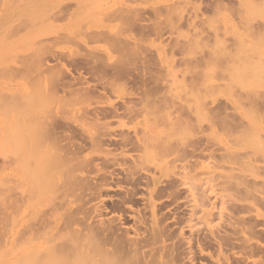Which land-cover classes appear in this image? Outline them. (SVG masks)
Instances as JSON below:
<instances>
[{"label": "rangeland", "instance_id": "1", "mask_svg": "<svg viewBox=\"0 0 264 264\" xmlns=\"http://www.w3.org/2000/svg\"><path fill=\"white\" fill-rule=\"evenodd\" d=\"M133 242L264 264V0H0V264Z\"/></svg>", "mask_w": 264, "mask_h": 264}, {"label": "bare ground", "instance_id": "2", "mask_svg": "<svg viewBox=\"0 0 264 264\" xmlns=\"http://www.w3.org/2000/svg\"><path fill=\"white\" fill-rule=\"evenodd\" d=\"M68 10H69V9H68ZM64 13H65V12H64ZM55 15H56V14H55ZM57 15H58V14H57ZM62 16H63V15H62ZM56 17H57V16H56ZM188 20H189V19H188ZM186 22H188V21H186ZM138 26H139V25H138ZM142 26H143V25H142ZM143 28H144V27H143ZM139 29H140V28H139ZM139 29H138V30H139ZM150 29H151V28H150ZM136 30H137V29H136ZM151 31H152V29H151ZM137 33H138V32H137ZM145 33H146V32H145ZM150 33H151V32H150ZM138 34H140V33H138ZM146 34L148 35V33H146ZM99 35H100V34H99ZM140 35H141V34H140ZM143 35H144V34H143ZM156 35H157V34H156ZM93 38H94V37H93ZM106 38H108V37H106ZM97 39H98V38H97ZM108 39H109V38H108ZM111 39H112V38H111ZM115 39H116V38H115ZM56 40H57V39H56ZM88 40H89V39H88ZM92 40H93V39H92ZM98 40H99V39H98ZM117 40H118V39H117ZM106 41H107V40H106ZM111 41H112V40H111ZM108 42H109V41H108ZM113 42H115V41H113ZM117 42H118V41H117ZM120 42H121V41H120ZM112 44H114V43H112ZM118 44H119V43H118ZM115 45H116V44H115ZM51 55H53V54H51ZM56 56H58V55H55V57H56ZM143 56H144V55H143ZM143 56H142V57H143ZM147 56H148V55H147ZM61 58H62V57H61ZM73 58H74V56H73ZM139 58H140V57H139ZM56 59H57V58H56ZM79 59H80V58H79ZM82 59H83V58H82ZM86 59H88V58H86ZM148 59H149V57H148ZM53 60H54V59H53ZM60 60H61V59H60ZM71 60H72V59H71ZM61 61H62V60H61ZM68 61H69V60H68ZM79 61H80V60H79ZM90 61H91V60H90ZM45 62H46V61H45ZM64 62H65V61H64ZM95 62H96V60H95ZM74 63L76 64L77 62L74 61ZM84 63H86V61H85ZM91 63H92V62H91ZM91 63H90V64H91ZM48 64H49V63H48ZM67 64H68V63H67ZM49 65H50V64H49ZM56 65H58V64H56ZM59 65H60V64H59ZM59 65H58V66H59ZM61 65H62V64H61ZM70 65H71V64H70ZM84 65H85V64H84ZM68 66H69V64H68ZM78 66H79V63H78ZM87 66H88V65H87ZM89 66H90V65H89ZM89 66H88V68H89ZM113 66H114V65H113ZM53 67H54V66H53ZM73 67H75V66H73ZM76 67H77V66H76ZM81 67H82V66H81ZM81 67H80V68H81ZM91 67H92V66H91ZM114 67H115V66H114ZM116 67H117V65H116ZM105 68H107V67H105ZM51 69H52V68H51ZM55 69H56V68H55ZM62 69H64V68H62ZM115 69H116V68H115ZM72 70H73V69H72ZM76 70H77V69H76ZM104 70H105V69H104ZM109 70H110V69H109ZM91 71H92V70H90V72H91ZM107 71H108V70H107ZM117 71H118V70H117ZM119 71H120V69H119ZM119 71H118V72H119ZM55 72H56V71H55ZM66 72H67V71H66ZM68 72H69V71H68ZM59 73H60V71H59ZM64 73H65V72H64ZM74 73H75V71H74ZM115 73H116V71H115ZM57 74H58V73H57ZM57 74H56V77H57ZM60 74L63 75V73H60ZM111 74H112L113 76L115 75V74H113V73H111ZM77 75H78V73H77ZM104 75H105V74H104ZM109 76H110V75H109ZM58 77H59V76H58ZM60 77H61V75H60ZM60 77H59V78H60ZM69 77H70V76H69ZM104 77H105V76H104ZM106 77H107V76H106ZM106 77H105V78H106ZM114 77H115V76H114ZM114 77H113V78H114ZM71 78L74 79V77H71ZM80 78H82V77H80ZM73 79H71V80H73ZM76 79H77V78H76ZM114 79H115V78H114ZM154 79H155V78H154ZM58 80H59V79H58ZM60 80H62V79H60ZM106 80H107V79H106ZM109 80H110V79H109ZM66 81H68V80H66ZM82 81H83V80H82ZM152 81H153V80H152ZM75 82H76V81H75ZM85 82H86V81H85ZM108 82H109V81H108ZM153 82H154V81H153ZM110 83H111V82H110ZM110 83H109V86H110ZM151 83H152V82H151ZM71 84H72V83H71ZM74 84H77V82L74 83ZM82 84H83V82H82ZM113 84H114V81H113ZM77 85H78V84H77ZM80 85H81V84H80ZM107 85H108V84H107ZM56 86H57V84H56ZM68 86H69V85H68ZM72 86H74V85H72ZM72 86H71V87H72ZM103 86H104V85H103ZM103 86H102V87H103ZM105 86H106V85H105ZM83 87H84V86H83ZM145 87H146V86H145ZM150 87H151V86H150ZM66 88H68V87H66ZM66 88H65V89H66ZM77 88H78V86H77ZM81 88H82V87H81ZM86 88H87V87H86ZM69 89H70V88H69ZM75 89H76V88H75ZM79 89H80V88H79ZM83 89H85V88H83ZM83 89H82V90H83ZM89 89H90V88H89ZM102 89H104V88H102ZM155 89H156V88H155ZM62 90H63V89H62ZM73 90H74V89H73ZM151 90H152V89H151ZM75 91H76V90H75ZM158 91H159V90H158ZM67 92H68V91H67ZM71 92H72V90H71ZM73 92H74V91H73ZM79 92H80V91H78V93H79ZM82 92H83V91H82ZM86 92H87V90H86ZM88 92H89V91H88ZM76 93H77V92H76ZM84 93H85V91H84ZM79 94H81V93H79ZM91 94H92V93H91ZM85 95L87 96L88 94L85 93ZM78 96H79V95H78ZM89 96H90V95H89ZM79 97H80V96H79ZM87 97H88V96H87ZM172 103H173V102H172ZM110 107H112V106H110ZM112 108H113V107H112ZM128 108H129V107H128ZM113 109H114V108H113ZM131 109H132V108H131ZM134 109H135V108H134ZM117 110H118V109H117ZM117 110H116V111H117ZM126 110H127V109H126ZM106 111H108V110H106ZM112 111H113V110H112ZM135 111H136V110H135ZM90 112H92V110H91ZM90 112H88V113H90ZM101 112H102V111H101ZM104 112H105V111H104ZM127 112H128V111H127ZM88 113H87V114H88ZM106 113H107V112H106ZM110 113H111V111H110ZM112 113H114V112H112ZM136 113H137V112H136ZM92 114H93V113H92ZM108 114H109V112H108ZM126 114H127V113H126ZM94 115H95V114H94ZM106 115H107V114H106ZM113 115H116V114L114 113ZM117 115H118V114H117ZM128 115H130V114H128ZM96 116H97V114H96ZM126 116H127V115H126ZM135 116H136V115H135ZM102 117H103V116H102ZM104 117H105V116H104ZM112 117H113V116H112ZM112 117H111V118H112ZM117 117H118V116H117ZM121 117H122V116H121ZM128 117H129V116H128ZM82 118H83V117H82ZM105 118H106V117H105ZM129 118H130V117H129ZM129 118H128V119H129ZM132 118H133V117H132ZM60 119H61V118H60ZM85 119H86V117H85ZM87 119H88V116H87ZM90 119H91V117H90ZM96 119H97V118H96ZM103 119H104V118H103ZM106 119H108V118H106ZM130 119H131V118H130ZM98 120H99V119H98ZM57 121H58V120H57ZM87 121H88V120H87ZM91 121H92V120H91ZM93 121H94V120H93ZM66 123H67V122H66ZM59 124H60V123H59ZM97 124H98V123H97ZM105 124H106V123H105ZM62 125H63V124H62ZM87 125H88V124H87ZM94 125H95V124H94ZM103 125H104V124H103ZM72 126H73V125H72ZM97 126H98V125H97ZM101 126H102V125H101ZM58 127H59V126H58ZM65 127H66V126H65ZM90 127H91V126H90ZM102 128H103V127H102ZM102 128H101V129H102ZM55 129H56V128H55ZM67 129H69V128H67ZM70 129H71V128H70ZM57 130H58V129H57ZM73 130H74V129H73ZM49 131H50V130H49ZM84 131H85V130H84ZM84 131H83V132H84ZM53 133H54V132H53ZM77 133H78V132H77ZM93 133H94V132H93ZM95 134H96V133H95ZM69 135H70V134H69ZM101 135H102V134H101ZM114 135H115V134H114ZM92 136H93V135H92ZM128 136H129V135H128ZM64 137H65V136H64ZM70 137H71V135H70ZM99 137H100V136H99ZM122 137H123V136H122ZM156 137H157V136H156ZM71 138H72V137H71ZM71 138H70V139H71ZM74 138H75V137H74ZM115 138H116V137H115ZM124 138H125V137H124ZM103 139H104V138H103ZM120 139H121V138H120ZM137 139H138V138H137ZM79 140H80V139H79ZM81 140H82V139H81ZM97 140H98V139H97ZM106 140H107V139H106ZM147 140H148V139H147ZM156 140H157V139H156ZM104 141H105V140H104ZM110 141H111V140H110ZM122 141H123V140H122ZM126 141H128V140H126ZM140 141H141V140H140ZM158 141H159V140H158ZM99 142H100V141H99ZM101 142H103V141H101ZM129 142H131V141H129ZM79 143H80V142H79ZM89 143H90V142H89ZM93 143H94V142H93ZM112 143H113V142H112ZM161 143H162V142H161ZM65 144H66V143H65ZM80 144H81V143H80ZM82 144H83V143H82ZM101 144H102V143H101ZM106 144H107V143H106ZM114 144H115V143H114ZM117 144H118V143H117ZM120 144H121V143H120ZM126 144H127V143H126ZM156 144H157V143H156ZM74 145H75V144H74ZM110 145H111V144H110ZM110 145H109V146H110ZM112 145H113V144H112ZM122 145H123V144H122ZM124 145H125V144H124ZM132 145H133V144H132ZM162 145H163V144H162ZM64 146H65V145H64ZM76 146H77V145H76ZM105 146H106V145H105ZM116 146H118V145H116ZM135 146H136V144H135ZM158 146H159V145H158ZM66 147H67V146H65V147H63V148H66ZM69 147H70V146H69ZM120 147H121V146H120ZM126 147H127V146H126ZM79 148H80V147H79ZM96 148H97V147H96ZM111 148H112V147H111ZM130 148H132V147H130ZM133 148H134V147H133ZM135 148H136V147H135ZM145 148H146V147H145ZM76 149H77V148H76ZM109 149H110V148H109ZM120 149H121V148H120ZM138 149H139V148H138ZM164 149H165V148H164ZM59 150H60V149H59ZM63 150H64V149H63ZM65 150H66V149H65ZM70 150H71V149H70ZM80 151H81V150H80ZM109 151H110V150H109ZM62 152H63V151H62ZM64 152H65V151H64ZM73 152H74V150H73ZM78 152H79V151L77 150V153H78ZM99 152H100V151H99ZM104 152H106V151H104ZM104 152H103V153H104ZM110 152H111V151H110ZM120 152H122V151H120ZM66 154H67V156H68V152H67ZM65 156H66V155H65ZM76 156H77V155H76ZM107 156H108V155H107ZM107 156H106V157H107ZM64 158H65V157H64ZM97 158H98V157H97ZM101 159H102V158H101ZM113 159H114V158H113ZM58 160H59V159H58ZM102 160H103V159H102ZM107 160H108V159H107ZM107 160H106V161H107ZM116 160H117V159H116ZM67 161H68V160H67ZM70 161H71V160H70ZM72 161H73V160H72ZM91 161H92V160H91ZM91 161H90V162H91ZM122 161H123V160H122ZM111 162H112V161H111ZM116 162H117V161H116ZM116 162H115V163H116ZM91 164H92V163H91ZM84 165H85V164H84ZM85 166H86V165H85ZM114 166H115V165H114ZM86 167H87V166H86ZM112 167H113V166H112ZM97 169H99V168H97ZM97 169H96V170H97ZM113 169H114V167H113ZM114 170H115V169H114ZM94 172H95V171H94ZM101 172H102V171H101ZM112 172H113V171H112ZM114 173H115V172H114ZM89 174H90V173H89ZM106 174H107V173H106ZM108 175H109V174H108ZM115 175H117V174H115ZM127 176H128V175H127ZM93 178H94V177H93ZM99 178H100V177H99ZM109 178H111V177H108V179H109ZM97 179H98V178H97ZM103 180H104V179H103ZM113 180H114V179H113ZM115 180H116V179H115ZM120 180H121V179H120ZM124 180H125V179H124ZM127 180H128V179H127ZM96 181H97V180H96ZM117 181H118V180H117ZM117 181H116V182H117ZM125 181H126V180H125ZM134 181H135V180H134ZM137 181H138V180H137ZM139 181H141V180H139ZM142 181H143V180H142ZM129 182H130V180H129ZM132 182H133V181H132ZM132 182H131V183H132ZM88 183H89V182H88ZM101 183H102V182H101ZM105 183H106V182H105ZM125 183H126V182H125ZM133 183H134V182H133ZM139 183H140V182H139ZM142 183H143V182H142ZM146 183H147V182H146ZM94 184H95V183H94ZM96 184H97V183H96ZM102 185H103V184H102ZM104 185H105V184H104ZM107 185H109V184H107ZM111 185H112V184H111ZM132 185H133V184H132ZM137 185H138V184H137ZM143 185H144V184H143ZM93 187H94V186H93ZM96 187H97V186H96ZM103 187H104V186H103ZM107 187H108V186H107ZM115 187H116V186H115ZM133 187H135V186H133ZM98 188H99V187H98ZM96 189H97V188H96ZM92 190H93V189H92ZM106 190H107V189H106ZM95 191H96V190H95ZM98 191H99V190H98ZM98 191H97V192H98ZM131 192H132V191H131ZM129 194H130V193H129ZM128 198H129V196H128ZM128 198H127V202H128ZM125 199H126V198H125ZM130 199H131V198H130ZM124 201H126V200H124ZM129 202H130V200H129ZM95 208H96V207H95ZM91 210H92V208H91ZM96 210H98V209H96ZM88 211H89V210H88ZM93 211H95V210H92V212H93ZM81 212H82V211H81ZM96 212H99V211H96ZM100 213H101V212H100ZM84 214H85V212H84ZM97 214H98V213H97ZM95 215H96V214H95ZM98 215H99V214H98ZM91 216H92V215H91ZM91 216H89V217H91ZM100 216H101V214H100ZM96 217H97V216H96ZM91 219H92V218H91ZM100 219H101V218H100ZM101 220H102V219H101ZM98 221H99V220H98ZM102 221H103V220H102ZM102 221H101V222H102ZM103 223H104V222H103ZM103 223H102V224H103ZM42 224H43V223H42ZM44 224H45V223H44ZM94 224H95V223H94ZM102 224H101V225H102ZM89 225H90V224H89ZM96 225H97V224H96ZM94 227H96V226H94ZM103 227L105 228V225H103ZM108 227H110V228H107V227H106V228H105L106 230L103 228L104 232L106 231L105 233L108 232L109 234H108V233H107L108 235H103V234H102L103 237L105 236V237L103 238V241H101L102 244H106L107 242L109 243V241H110L111 239H113V238H112V237H113L112 234L114 235L115 230H116V229L114 230V227L116 228V226H114V227L112 226V227H113V228H112L111 226L108 225ZM118 227H119V226H118ZM88 228H89V227H88ZM92 228H93V227H92ZM101 228H102V227H101ZM85 229H86V228H85ZM90 229H91V228H90ZM96 229H97V228H95L94 230L97 231L99 228H98L97 230H96ZM117 229H118V228H117ZM91 231H92L93 234L95 233V232H93V229H92ZM100 231H101V230H100ZM100 231H99V232H100ZM89 232H90V231H89ZM97 232H98V231H97ZM99 232H98V233H99ZM100 233H101V232H100ZM102 233H103V232H102ZM125 233H126V232H125ZM96 235H98V234L96 233ZM96 235H95V236H96ZM100 235H101V234H100ZM115 235H116V234H115ZM98 236H99V235H98ZM111 236H112V237H111ZM122 236H123V235H122ZM126 237H127V236H126ZM156 237H157V236H156ZM71 238H72V237H71ZM96 238H97V237H96ZM99 238H100V240L102 239L101 237H99ZM154 238H155V237H153V239H154ZM97 239H98V238H97ZM120 239H123V238H120ZM120 239H117V241L120 240ZM127 239H129V238L127 237ZM131 239H132V238H131ZM100 240L98 239V241H100ZM124 240L127 241L126 238H125V236H124ZM129 240H130V239H129ZM129 240H128V242H129ZM136 240H137V239H136ZM112 241H113V240H112ZM120 242H121V240H120ZM123 242H124V241H123ZM123 242H122V243H119V241H118L117 244H122V245H123ZM128 242H127V243H128ZM145 242H146V241H145ZM148 242H149V241H148ZM110 243H111V242H110ZM125 243H126V242H125ZM125 243H124V244H125ZM102 244L100 243L101 246H102ZM115 244H116V242H115ZM137 244L140 245V243H138V242H137ZM137 244H136V243L134 244V242H133V243L129 244L127 247L124 246V248H123L122 250H121V249L118 250L119 248L117 249V246L115 245V246H116V251L119 252L118 254H119V256H120V257H117L116 255L113 256V257H115V259L117 258V261H116V262H118V259H119V258H120V260H119L118 264H119V263L121 264V262H120L121 260L124 261V262H125V261H131V260H134V259L136 258V256H137V254L141 253L140 251L142 250V249L136 248V247H138ZM106 245H107V244H106ZM110 245H111V244H110ZM113 245H114V244H113ZM66 246H67V245H66ZM104 246H105V245H104ZM121 247H122V246H121ZM121 247H120V248H121ZM128 247H129V248H128ZM139 247H140V246H139ZM141 247H142V246H141ZM141 247H140V248H141ZM147 247H148V246H147ZM114 248H115V247H114ZM144 248H145V247H144ZM77 249H78V248H77ZM102 249H103V248H102ZM146 249H147V248H146ZM103 250H104V249H103ZM149 250H150V249H149ZM103 252H105V251H103ZM107 252H108V251H107ZM107 252H106V253H107ZM117 252H116V253H117ZM142 252H143V251H142ZM106 253H105V254H106ZM144 253H145V250H144ZM100 254H101V253H100ZM114 254H115V253H114ZM108 255H109V254H108ZM143 255H145V254H143ZM143 255H142V256H143ZM109 256H110V255H109ZM140 257H141V256H140ZM104 259H105V258H104ZM113 259H114V258H113ZM115 259H114V261H115ZM136 259H137V258H136ZM108 260H110V259H108ZM111 260H112V258H111ZM135 261H136V260H135ZM101 263H102V262H101ZM122 263H123V262H122ZM113 264H114V262H113ZM115 264H116V263H115ZM125 264H127V263H125Z\"/></svg>", "mask_w": 264, "mask_h": 264}]
</instances>
